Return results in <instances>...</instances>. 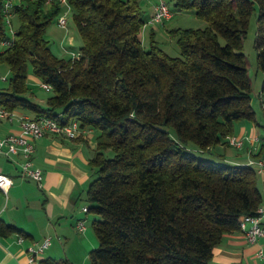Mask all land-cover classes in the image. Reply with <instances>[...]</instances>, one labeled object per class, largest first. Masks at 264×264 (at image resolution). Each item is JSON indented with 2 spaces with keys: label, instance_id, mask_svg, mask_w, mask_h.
<instances>
[{
  "label": "trees",
  "instance_id": "trees-1",
  "mask_svg": "<svg viewBox=\"0 0 264 264\" xmlns=\"http://www.w3.org/2000/svg\"><path fill=\"white\" fill-rule=\"evenodd\" d=\"M4 2L0 47L12 44L0 48V65L10 68L0 106L32 117L62 114L60 124L96 132L86 200L99 244L90 264H209L215 246L263 200L257 169L226 162L225 152L236 122H256L243 49L257 4L255 48L264 74V0H174L173 12L194 9L207 23L171 31L180 56L153 38L144 46L149 19L141 0H68L82 40L70 59L57 57L45 37L60 5H15L19 26L11 38ZM30 66L52 86L46 105L27 96ZM220 147L224 153L212 156ZM21 232L0 221V235Z\"/></svg>",
  "mask_w": 264,
  "mask_h": 264
},
{
  "label": "crops",
  "instance_id": "crops-1",
  "mask_svg": "<svg viewBox=\"0 0 264 264\" xmlns=\"http://www.w3.org/2000/svg\"><path fill=\"white\" fill-rule=\"evenodd\" d=\"M155 4L154 1L153 7ZM145 16L150 19L152 14ZM260 98L264 111V94L261 92ZM15 111L17 115L32 117L27 111ZM238 123L240 128L235 133L240 137L257 136L260 143L245 140V151L241 154L236 149L234 155H228L226 151L225 161L240 165L264 159V156L256 157L264 146L261 123L257 120L254 124L250 121ZM19 129V116L12 121L0 119V139ZM35 146L33 165L43 170L42 186L21 177L22 156L7 158L0 155V172L13 180L7 193L0 189V221L22 231L0 235V264H28V248L43 242L47 237L51 238V244L36 264H49L51 260L83 264L82 256L87 258L99 244L92 227L95 215L83 211L89 207L86 194L96 174L90 164L97 149L96 132L91 129L89 133L73 139L49 133L37 140ZM258 187L263 196L261 206L264 208V171L258 175ZM79 221H85V231L77 229ZM262 223L264 226V218ZM20 238L22 242H19ZM260 246L264 249V237L260 240ZM258 249V245L248 244L245 233L238 230L226 234L215 246L209 264H264V259L260 260L256 256Z\"/></svg>",
  "mask_w": 264,
  "mask_h": 264
},
{
  "label": "built area",
  "instance_id": "built-area-1",
  "mask_svg": "<svg viewBox=\"0 0 264 264\" xmlns=\"http://www.w3.org/2000/svg\"><path fill=\"white\" fill-rule=\"evenodd\" d=\"M26 1L37 0H5L3 5V13L5 24L11 38L15 36V29L12 22V10L15 5L21 4ZM47 6L52 4H58L62 8V13L58 16L56 22L59 27L67 28L68 13L71 10L68 0H44ZM174 13L165 0H158L154 6V13L147 21L146 25L154 23H164L173 17ZM12 44V40H5L1 43V47H8ZM73 58L79 54L73 52ZM40 87L45 91H51L52 86L47 83H41ZM16 116H19L20 129L13 132L6 137L0 139V155L7 158L12 156H22L24 162L21 164L20 175L21 177L37 182L39 186H42L44 173L41 168L33 165V155L36 151L35 142L42 139L47 134H58L67 138L73 139L81 136L82 134L89 133L90 129H83L78 122H73L70 125H62L59 120L62 114H58L57 118L48 117H29L25 114L17 115L15 110H8L3 106H0V119L12 121ZM245 140H251L252 143L259 144L260 138L255 136L249 137H236L234 135L228 137V142L231 147L240 149L244 146ZM250 165L254 166L258 173L264 171V159L251 160ZM13 185V180L8 175L0 172V189L5 193ZM84 212H88V208L83 209ZM264 218V208L260 205L254 214L244 215L240 218V230L245 233L247 243L250 245H258L259 249L256 253L257 258L264 259V249L260 246V240L264 237V226L262 220ZM79 231L86 230L85 221H79L77 224ZM23 239L20 238L19 242ZM51 238L47 237L41 243H36L28 248V264H36L40 256L50 246ZM242 264V263H238Z\"/></svg>",
  "mask_w": 264,
  "mask_h": 264
},
{
  "label": "rangeland",
  "instance_id": "rangeland-1",
  "mask_svg": "<svg viewBox=\"0 0 264 264\" xmlns=\"http://www.w3.org/2000/svg\"><path fill=\"white\" fill-rule=\"evenodd\" d=\"M158 0H141V7L142 10L145 12V15H150L152 10L154 9L153 3ZM169 3L170 7L174 5V0H165ZM258 5H255V11L253 12L247 37L244 41V53L247 55L248 58V69L249 75L251 77L253 83V99L252 104L256 112V120L261 123L260 130L261 135H264V111L262 107V99L260 98L261 86L264 79V74L258 70L257 66V51L255 48V38L258 29L257 17H258ZM174 15L171 19L164 21V23H154L149 24L143 28L142 39L143 44L146 48L150 46L151 39L153 38L160 47L169 55L171 56H180L181 50L177 43V39L171 34V31L177 28H203L207 25V23L199 19L196 14L195 10L189 11H176L173 12ZM68 24L67 28H61L58 26L57 22L51 24L48 28L45 37L50 42V47L53 53L59 57L64 59L73 58V52L80 48L82 45V40L80 34L77 30L75 21H74V10H69L68 13ZM13 26L15 31L18 29V21L14 18ZM9 34V32H8ZM10 36V35H9ZM222 40V39H221ZM223 41V40H222ZM1 50H4V47H0ZM10 77V68L7 64L0 65V91L1 90H8L10 88V83L8 81ZM40 82L32 73L31 66L29 67V75H28V92L27 96H31L37 103L42 105H46L48 99L53 95L51 91H45L40 87ZM240 123L235 124V132L238 131L240 128ZM254 124V122H253ZM239 125V126H238ZM94 131V130H93ZM95 133V131H94ZM248 135V134H247ZM246 135V136H247ZM234 136L240 137L237 133H234ZM237 148L230 147L227 149L228 155L236 154ZM241 154L244 152V147L238 150ZM216 153H224L223 148H215L212 151V156L215 157ZM205 157H211L205 155ZM99 243V242H98ZM83 264H90L89 256L84 258L82 256Z\"/></svg>",
  "mask_w": 264,
  "mask_h": 264
}]
</instances>
